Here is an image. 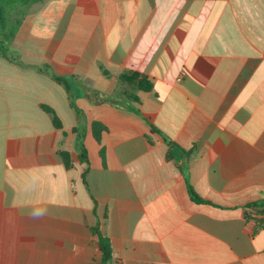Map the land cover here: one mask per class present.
Returning <instances> with one entry per match:
<instances>
[{"label": "crops", "instance_id": "obj_1", "mask_svg": "<svg viewBox=\"0 0 264 264\" xmlns=\"http://www.w3.org/2000/svg\"><path fill=\"white\" fill-rule=\"evenodd\" d=\"M8 45L63 83L0 56V264H264V0H43Z\"/></svg>", "mask_w": 264, "mask_h": 264}, {"label": "trees", "instance_id": "obj_2", "mask_svg": "<svg viewBox=\"0 0 264 264\" xmlns=\"http://www.w3.org/2000/svg\"><path fill=\"white\" fill-rule=\"evenodd\" d=\"M43 0H0V56L6 57L10 60H13L18 63L20 66L24 68H34L39 72H45L49 77H51L53 80H55L58 83H63V80L56 76L54 72L52 71L51 67L49 66H29L21 59L19 56L13 52L8 43H11L12 40L15 38L18 28L21 26V24L24 21V18L26 16L27 10L41 2ZM105 75L106 74L105 72ZM119 80L124 82L127 85V96L130 100L138 101V96L136 95L137 92H149L152 90V84L148 81V78L138 72L128 70L125 73L121 74L119 76ZM67 91L69 92V100L72 109L74 110L75 114L78 118V125L75 127V133H77V145L80 151L81 160L85 161L87 163V155H86V149L84 146V139H85V128H86V118L85 114L82 110H80L76 103L75 98L70 90V88L67 86ZM88 97L91 100L93 104L99 105L103 103H109L114 106H123L122 104L118 103V100L115 97H112L107 94L99 93L93 90H89ZM43 109L52 115L53 123L55 127L61 128V122L59 118L57 117L54 110H52L49 107H43ZM92 130L95 139L100 142L101 140V134L105 130V127L101 125L100 123L94 122L92 124ZM155 131L159 132L157 129ZM61 157L63 159V162L65 164V167L67 169H70L72 167L71 163V157L68 152H62ZM191 195L193 197V200L199 203H202L203 200L196 195L191 190ZM250 209L254 210L255 213H257L261 218L258 220V227L264 228V201L256 202L251 204ZM99 237V244L100 248L103 253V260L101 263H91V264H108L112 260V249L111 244L108 238H106L102 233L98 232Z\"/></svg>", "mask_w": 264, "mask_h": 264}]
</instances>
